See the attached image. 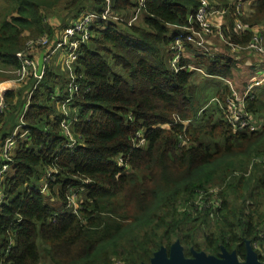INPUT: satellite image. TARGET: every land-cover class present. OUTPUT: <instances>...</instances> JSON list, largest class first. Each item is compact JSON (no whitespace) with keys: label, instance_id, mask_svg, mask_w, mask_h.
<instances>
[{"label":"trees","instance_id":"trees-1","mask_svg":"<svg viewBox=\"0 0 264 264\" xmlns=\"http://www.w3.org/2000/svg\"><path fill=\"white\" fill-rule=\"evenodd\" d=\"M60 1L0 0V149L21 115L19 134L26 131L16 137L0 181V264H39L40 244L54 264H140L177 240L186 257L192 249L217 256L224 247L244 259L246 241L253 246L264 233V162L257 161L264 158V124L233 129L224 114L227 85L204 107L208 94H199L193 73L171 69L173 27L187 25L200 0H144L141 25L124 22L139 0H110L121 21L99 19L91 26L71 66L76 91L69 90L62 61L3 88L21 68L16 56L26 41L57 35L46 12ZM207 1L230 11L222 30L230 43L247 45L255 28L264 33V0L253 4L248 19L230 0ZM104 5L68 0L65 9L79 18L88 7L101 14ZM236 22L244 26L238 33ZM186 48L207 76L231 77L232 58ZM245 106L264 116V89ZM61 120L71 121L73 147ZM138 134L145 140L140 147ZM73 188L84 190L76 213L67 208ZM45 193L58 199V208Z\"/></svg>","mask_w":264,"mask_h":264},{"label":"built area","instance_id":"built-area-1","mask_svg":"<svg viewBox=\"0 0 264 264\" xmlns=\"http://www.w3.org/2000/svg\"><path fill=\"white\" fill-rule=\"evenodd\" d=\"M200 7L193 17H189L188 23L185 26H174L177 30L174 41L170 45V50L172 52V58L170 59V67L174 72L185 69V66H181L180 61L182 59L184 51L187 49L186 45H191L197 49L201 54H207L206 45H211V42L207 38L213 36L217 26L213 24V16L220 15L224 16L226 14V8H219L217 5L211 4L207 0H200ZM144 0H139L138 6L135 9L134 15L128 20L124 21L127 25H132L141 15ZM115 20L121 21V18L112 12V3L110 0H105V5L101 14H96L91 11H83L79 18L71 26L65 27L63 30L56 31L57 35L52 40H49L47 36L41 37L38 40H28L25 45V52L17 54L18 60H20L21 68L15 71V81L24 82L30 72L36 74L37 66L35 61V55L39 54V49L41 46H45V50L42 51L44 54V63H50L52 56L56 52H60L63 56L62 63L68 69L69 79L71 80L69 84V90L76 91L78 86L74 85V76L72 73V64L78 57L79 47L85 43L90 37V28L97 20ZM243 25L240 22H236L234 32L238 33L243 29ZM218 31L220 40L224 41L235 54H253L261 57V62L254 66L255 74L258 78L251 83L245 85L242 91H235L232 83L228 79L224 81L228 84L231 94L225 99V119L227 123L235 130H249L255 131L256 126L254 120L251 118V113L246 109L245 103L247 99L251 96L254 89L263 85L264 82V33L260 29H254V34L252 40L247 45H239L230 43L221 32ZM37 47V48H36ZM37 53V54H36ZM32 55V57L30 56ZM214 56V55H211ZM258 71V72H257ZM252 72V71H251ZM13 73V72H12ZM70 99H66L61 103V110L64 117L68 116L67 104ZM59 103V102H58ZM3 107V100L0 98V110ZM224 108V107H223ZM61 127L63 129V134L69 139L68 147H73L75 144V139L72 137L71 133V121L61 120ZM16 135L8 137L3 146L0 149V157L4 162L8 161L11 157L12 151L16 145ZM25 135V133H23ZM138 142H135L136 147H140L144 144L145 140L141 134L137 135ZM257 161L264 162L263 159H258ZM8 171V165L4 163L0 167V181L4 174ZM51 177L49 172L46 179ZM88 182V181H86ZM46 190V185L43 186L42 192ZM2 200V195H0V202ZM67 208L71 209L73 213L77 212L73 203L67 198ZM74 208V209H73ZM257 240L256 242H258ZM255 242V243H256Z\"/></svg>","mask_w":264,"mask_h":264},{"label":"rangeland","instance_id":"rangeland-1","mask_svg":"<svg viewBox=\"0 0 264 264\" xmlns=\"http://www.w3.org/2000/svg\"><path fill=\"white\" fill-rule=\"evenodd\" d=\"M68 0H62L59 3H57L55 6H57L52 12L48 13L46 12V18L47 20H51V18L53 17H57V16H61L64 15L63 13L65 11H67L66 9H64L66 2ZM257 0H230V5L234 6L235 8V12L239 13L241 15L242 19H248L251 17V15L254 13V8H253V4L256 2ZM2 4V3H1ZM4 5V4H3ZM219 8H225L224 6H217ZM239 7V9H238ZM232 17V15L230 14V11H228L227 14V8H226V14L225 16H223V21L225 23L228 24V19ZM140 25L142 24V20L141 22L139 21ZM60 29V28H59ZM257 29V28H256ZM259 29V28H258ZM59 31V30H58ZM214 37H215V33L213 34V36L207 38L208 41H211L213 43L214 41ZM218 38V36H217ZM225 45L223 42H218V40L215 41V47L212 48L211 45H206L207 48V54L208 55H214V56H220L221 53H223L224 55H232V53L230 52V50H228V53H224L223 51H225ZM221 48V49H220ZM222 50V52H221ZM186 50L184 51L183 54H185ZM220 55H219V53ZM187 53V52H186ZM37 54V53H36ZM237 55V54H235ZM36 56V55H35ZM38 56V54H37ZM241 56V60L239 62L238 65L242 64V66L246 63H248V66H246V70H243L242 68L237 70V80L239 82V85H247L249 83H251V80L253 78H258L256 76V74H253V72H251L253 70V68L251 69V67L249 65H255L256 63H260L261 62V57L258 55H253V54H246V53H242L240 54ZM254 67V66H253ZM258 72V71H257ZM255 73V72H254ZM12 75L15 77V73L13 72ZM193 76H195V74H193ZM15 81V78L13 79ZM232 81L235 83V85L237 86L236 82L232 79ZM202 83V82H200ZM234 83L233 88L235 89V91H238V86L237 88L235 87ZM219 83H215L213 85L209 84V86H207V91H206V97L209 98L210 94L213 92V90H215V88L217 89ZM264 87V82L262 83ZM260 87V86H259ZM257 88V87H256ZM256 88L254 89L253 92L259 93L260 90H256ZM199 90V94L201 96H204V88L202 87H198ZM242 91V90H241ZM239 92V91H238ZM202 100V99H201ZM214 101H216V98L214 99ZM214 101H209V103H214ZM253 117L254 122H255V126L256 129L260 128L261 126H263L264 124V116H260V118L255 117L251 114V118ZM256 118L258 119V121H256ZM23 133H25L26 135V131H23L22 134H19V132L17 133L16 137L19 136V138H23L25 135H23ZM0 163L1 165L4 163L3 159L0 157ZM52 178V177H51ZM44 183V180L40 182V186H42ZM215 191V190H213ZM46 192V191H45ZM48 196H46L47 198V202L50 203L53 207L58 208L60 205V202L58 201V199H56L55 196H53L50 193H45ZM69 199V201H71V203H73V206H75V209H78V201H80L81 199H83L84 197V190L83 188H73L69 190V193H67L66 195ZM74 209V208H73ZM40 250H41V260L39 264H54L49 258L48 256L44 253L43 251V247L46 248L45 245L40 244ZM253 247L255 249V251L258 253V256L262 257L264 259V233H262L260 235L259 241L253 244ZM1 263V262H0ZM116 264H124L122 261L117 260Z\"/></svg>","mask_w":264,"mask_h":264},{"label":"crops","instance_id":"crops-1","mask_svg":"<svg viewBox=\"0 0 264 264\" xmlns=\"http://www.w3.org/2000/svg\"><path fill=\"white\" fill-rule=\"evenodd\" d=\"M62 1V0H61ZM57 6H54L53 8H51V9H49L47 12L48 13H50V12H52L55 8H56ZM89 8V7H88ZM88 8H86L85 9V11H88ZM64 9H65V7H64ZM238 9H239V7H238ZM93 10V9H92ZM43 12V11H42ZM134 12H135V10L134 11H132V12H129L130 13V15H129V18L128 19H126V21H128L133 15H134ZM45 13V12H44ZM64 15H61V16H57V17H53V18H51V20H47V22L49 23V25L51 26V27H53L56 31H58L59 30V28L62 26V25H67V26H71V25H73V23L77 20V15L75 14V13H73L71 10H67V11H65L64 13H63ZM225 16V15H224ZM143 18V14H141V15H139V17H138V21H140L141 19ZM213 24L215 25V26H217V29H215V37H214V41H213V43L211 42V47L212 48H214L215 47V41L216 40H218V42H223L224 43V45L226 46L225 47V51H223L224 53H228L227 51L228 50H230V52L232 53V55H224L223 53H221V55H220V53H219V57H221V56H226V57H230V58H232V60L234 61V68H232V70H231V77L230 78H227L232 84L234 83L233 81H232V79L236 82V84H237V86H238V88H237V86L235 85V83H234V85H235V87L238 89V91H241V90H243L244 89V87H245V84L242 86V85H239V82H238V80H237V70H239V69H243V70H246V66H248V63H246V64H244L243 66H242V64H240V65H238L239 64V62H240V60H241V56H240V54H237V55H235V53H233L232 51H231V49H230V47L224 42V41H222V40H220V38H219V34L221 35V33L218 31V29H220L221 30V32H222V30L225 28V29H228V24L227 23H225L223 20V16H220V15H215V16H213ZM173 29H175L174 27H173ZM55 31V32H56ZM223 33V32H222ZM217 36H218V38H217ZM221 49V48H220ZM168 51V50H167ZM169 51H170V49H169ZM187 52V53H186ZM186 52H185V54H183V56H182V59L181 60H183V59H188V64H186V66H185V70L186 71H190V72H192L193 74H195V76H193V74H192V79H191V81H192V83H193V85L195 86V87H202V86H204V94L206 93V91H207V86H209V82H210V84L211 85H213V84H215V83H219L218 84V86L220 87V86H222V85H227L228 86V84L224 81V79H220V78H211V77H209V76H207L206 74H205V72L203 71V70H201V69H199V68H196V67H194V64H193V61H194V55L191 53V52H189V51H187L186 50ZM221 52H222V50H221ZM40 54H42V52H40L39 54H38V56L36 55V57H35V61H36V66L38 65L37 63H38V58H39V56H40ZM170 54H171V58H172V52L170 51ZM170 58V59H171ZM62 59H63V56H62V54L60 53V52H56L53 56H52V58H51V62L49 63L50 64V66L51 67H61L62 65L60 64V62L62 61ZM181 62V61H180ZM45 64V63H44ZM256 64H258V63H256ZM255 64V65H256ZM255 65H249L250 67H251V69L253 68V70H254V67L253 66H255ZM44 66V65H43ZM252 70V72H253V74H255L254 72L255 71H253ZM42 73H43V71H42ZM42 75V74H41ZM40 75V76H41ZM39 76V77H40ZM257 76V75H256ZM254 80H256V78H253L252 80H251V82L252 81H254ZM200 82H202V83H200ZM14 83L15 84H22L23 82H18V81H14V80H9V81H5V82H3V83H1V86L4 88H8V87H13L14 86ZM262 89H264V87L263 86H260V87H257L256 88V90L255 91H257V90H262ZM259 91V92H260ZM215 92H216V88H215V90H213V92L210 94V97L207 99V103H205V105H204V107L205 106H207V105H209L210 103H209V101L211 100V101H214V99L216 98V96H215ZM26 108H27V105L25 106V110H26ZM254 116V115H253ZM256 117V116H255ZM252 119H253V117H252ZM254 120V119H253ZM256 121H258V119L256 118ZM22 123V115H21V117L18 119V125H16L15 127H14V130L12 131V133L8 136V137H10V136H12L13 134H15V133H18L19 131H20V129H21V127H22V125L23 124H21ZM255 123V122H254ZM256 126H257V124H256ZM7 137V138H8Z\"/></svg>","mask_w":264,"mask_h":264},{"label":"water","instance_id":"water-1","mask_svg":"<svg viewBox=\"0 0 264 264\" xmlns=\"http://www.w3.org/2000/svg\"><path fill=\"white\" fill-rule=\"evenodd\" d=\"M44 54H40L36 75L40 76L43 71ZM246 252L244 259H239L235 251H227L221 247L220 253L215 255L207 254L204 251L191 250V256L184 255L183 247L180 242L175 241L168 249L162 246L159 250L153 253L148 262L140 264H264L258 258L257 252L249 241H246Z\"/></svg>","mask_w":264,"mask_h":264}]
</instances>
